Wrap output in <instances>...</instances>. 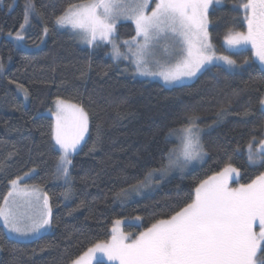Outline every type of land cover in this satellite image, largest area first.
Wrapping results in <instances>:
<instances>
[{"label":"trees","instance_id":"1","mask_svg":"<svg viewBox=\"0 0 264 264\" xmlns=\"http://www.w3.org/2000/svg\"><path fill=\"white\" fill-rule=\"evenodd\" d=\"M25 2H0V204L10 181L28 174L24 183L48 194L55 227L20 242L9 238L0 224V264H71L95 242L109 240L116 220L139 218L140 225L124 226L125 233L138 235L167 218L199 182L225 164L239 169L241 184L264 173V165L250 164L247 153L252 136L264 139V112L258 103L264 97V73L253 64L251 50L232 55L238 64L249 61L235 75L211 68L190 84L167 88L133 77L127 63L110 57L109 45L81 47L53 23L69 4L82 0H35L43 15L31 16L25 25L28 47L16 46L8 33L14 35L24 23ZM233 2L225 0L221 10L209 12L212 44L220 54L231 55L221 45L226 28L246 29L231 20L236 15L229 12ZM118 33L133 38V24H120ZM17 85L27 89V100ZM57 97L81 104L90 116V139L73 159L71 199L61 195L65 187L54 176L59 153L52 150L48 135L54 121L47 112ZM229 100V114L218 120L216 113ZM38 112L45 118L32 119ZM192 113L200 115L198 124L206 130V160L153 193L121 203L116 194L159 167L161 154L178 144L174 138L166 142V133Z\"/></svg>","mask_w":264,"mask_h":264},{"label":"snow or ice","instance_id":"2","mask_svg":"<svg viewBox=\"0 0 264 264\" xmlns=\"http://www.w3.org/2000/svg\"><path fill=\"white\" fill-rule=\"evenodd\" d=\"M224 3L225 0H82L69 4L53 23L69 28L89 45L100 47L110 43L114 61L129 59L131 55L137 72L162 77L169 87L184 86L186 78H196L198 73L211 68L235 75L249 61L238 64L232 55L249 50L254 56L253 64L259 63L264 73V0H234L229 12L236 15L231 20L246 29L226 28L221 45L231 55L218 54L209 31L213 23L210 9L214 15ZM42 15L35 0H26L24 23L14 35L9 32L8 37L16 46L28 47L25 25L31 16ZM121 21H131L135 26L133 40L120 42L126 46V52H121L114 37ZM47 33L48 28L44 27L43 34ZM161 37L178 46L174 63L164 64L155 58L153 49ZM152 66L157 70L153 71ZM17 87L27 100V89L23 85ZM258 103L264 112V97ZM231 104L229 100L221 106L216 113L218 120L229 114ZM53 105L54 110L48 109L54 116L48 135L52 150L59 153L54 176L63 181L65 191L61 195L71 199L73 159L90 139V116L81 104L59 97ZM37 117L45 118L38 112L32 119ZM200 119L199 114L192 113L186 117V123L170 128L166 142L174 138L179 143L161 154L159 167L148 170L143 180L122 189L116 198L124 203L154 183L159 184L172 171H183L193 161L203 160L207 152L201 138L205 130L197 123ZM94 150L95 145L89 149ZM248 161L264 165V139L251 137ZM239 174L238 168L225 164L222 170L199 182L178 210L156 220L138 235L123 232L120 229L123 222L116 220L109 240L95 242L71 264H93V261L101 264V257L114 264H264V173L250 183L237 181L238 186L233 187L232 182ZM23 179L17 176L10 181L11 190L0 204V221L7 229L6 235L16 240L38 238L42 231L55 227L48 194L22 184Z\"/></svg>","mask_w":264,"mask_h":264},{"label":"rangeland","instance_id":"3","mask_svg":"<svg viewBox=\"0 0 264 264\" xmlns=\"http://www.w3.org/2000/svg\"><path fill=\"white\" fill-rule=\"evenodd\" d=\"M211 10V9H210ZM125 23H131V24H133L131 21H121L120 23H118L117 24V27H116V33L114 34V37H115V40H116V43H118V44H120V42L121 41H132L133 40V38H130V39H123V38H121L120 37V35H119V33H118V26L120 25V24H125ZM133 26H134V24H133ZM58 27L60 28V29H63V30H67V32L73 37V39L76 41V43H78L81 47H85V48H89V47H92V46H94V45H89V44H87V43H85L80 37H77V36H75L74 34H73V31L72 30H70L69 28H67V27H61V26H59L58 25ZM134 28H135V26H134ZM135 35H136V33H135ZM135 37V36H134ZM105 44H107V45H109L110 46V48H111V52H112V45L110 44V43H105ZM215 48V47H214ZM120 50H121V52H126L127 51V49H126V46L125 45H123V44H120ZM178 50V46L177 45H175L171 40H169V39H166L165 37H161V39H160V41L156 44V46L154 47V49H153V51H154V55H155V58L156 59H159L160 61H161V63H164V64H167L168 62H175V52ZM110 52V53H111ZM218 54H220V53H218ZM223 55H225V54H223ZM110 57L112 58V56L110 55ZM113 59V58H112ZM117 62H124V63H127L128 65H129V70H128V72L133 76V77H135V78H138V79H141V80H149V81H158V82H160L163 86H165V87H167V88H171V87H169V86H166L165 85V83H164V81H163V79H162V77H159V76H146V75H141L139 72H137L136 70H135V65H134V63H133V59H132V57H131V55H129V59H121V60H118ZM259 64V63H258ZM245 66V65H244ZM243 66V67H244ZM260 66V65H259ZM242 67V68H243ZM241 68V69H242ZM240 69V70H241ZM152 70L153 71H155V70H157L156 69V67L155 66H152ZM239 70V71H240ZM200 74L198 73L197 74V77L199 76ZM196 77V78H197ZM196 78H192V79H185V81H184V85H187V84H190V83H192L193 81H195L196 80ZM177 87V86H176ZM53 110H54V105H53V108H52ZM47 114L49 115V116H51L52 118H53V121H54V116H52L51 115V113H49V112H47ZM198 123V122H197ZM200 126V125H199ZM201 127V126H200ZM202 128V127H201ZM204 129V128H203ZM205 130V129H204ZM206 131V130H205ZM204 131V132H205ZM202 136H203V133H202ZM202 138V137H201ZM176 140V139H175ZM178 142V141H177ZM179 143V142H178ZM253 147L254 148H256L257 146L254 144L253 145ZM247 153H248V149H247ZM206 157L207 156H205L204 157V159L203 160H201V161H193L191 164H189L186 168H184L183 169V171H180V170H174V171H172L163 181H161L159 184H155L154 183V185H153V187H151V188H149V189H146V190H144L140 195H135V196H133L131 199H129V200H127V202H129V201H133V200H136V199H139V198H141L142 196H145V195H147V194H150V193H153L154 191H156L157 189H159L160 187H161V185L164 183V182H166L167 180H169V179H171V178H173V177H183L185 174H186V172H188V170H190L191 168H193V167H195V166H197V165H200V164H202L205 160H206ZM256 164H259V163H256ZM253 165H255V164H253ZM30 175H27V176H25L24 177V179L22 180V184H25L24 183V181H25V179H27L28 177H29ZM237 181H238V183H240V174H239V176L238 177H236L235 178V180L232 182V186L233 187H235V186H238L237 185ZM63 182V181H62ZM241 184V183H240ZM27 186L29 187V188H32V187H37V186H33V185H28L27 184ZM38 188V187H37ZM10 190H11V186H10ZM123 223L120 225V229L123 231V232H125L124 231V226L125 225H127V224H132V225H140V223H141V220L139 219V218H134V219H125V220H121ZM0 224L3 226V223H2V221H0ZM114 226V225H113ZM3 228H4V226H3ZM4 230L6 231V233H7V229H5L4 228ZM258 230V229H257ZM51 232V230L50 231H42L41 232V234L39 235V236H41V235H43V234H47V233H50ZM9 236V238H11V239H13V240H16L14 237H12V236H10V235H8ZM34 239H36V238H32V239H22V240H16V241H20V242H28V241H31V240H34ZM98 255H101V254H98ZM101 262L102 263H105V264H114V262H110V261H108L107 260V258L106 257H101ZM93 264H97V262L96 261H93Z\"/></svg>","mask_w":264,"mask_h":264}]
</instances>
